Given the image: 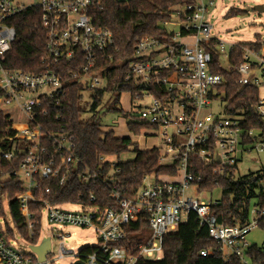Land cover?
I'll return each instance as SVG.
<instances>
[{"label": "built area", "instance_id": "1", "mask_svg": "<svg viewBox=\"0 0 264 264\" xmlns=\"http://www.w3.org/2000/svg\"><path fill=\"white\" fill-rule=\"evenodd\" d=\"M101 1L32 0L24 4L18 0H0V106H4L7 115L13 118L10 120L16 131L15 138L25 140L24 148L18 152L14 149L1 152L0 157L5 160L20 157L13 175L22 182L25 190L14 200L22 209L28 234H33L34 226L30 205L38 204L40 222L45 221L51 232V226L71 225L91 229L97 236L98 244L91 252L85 254L79 250L74 253L60 244L57 258L70 256L74 259L73 264H135L141 258L160 260L164 237L176 231L180 222L192 212L207 226L208 235L216 245L214 250L223 260L234 256L242 264H253L246 256L250 246L246 235L258 227V221L264 217V207H252L249 219L243 224L226 226L212 214L219 199L206 203L189 193L190 189H194L193 193L198 191L197 185L202 179L190 167V157L211 167L212 174L221 177L233 170L242 153L253 148L259 152L264 150V130L245 128L242 109L234 107L233 113L230 112L228 103L231 99H226L223 117L213 110L220 99L218 87L224 82L221 75L213 72L212 57L216 55L224 70L236 72L241 88L258 90L250 108L264 122V97L259 94V90L264 89V43L259 48H244L239 64L232 67L229 53L235 44L226 50L225 44L211 35L213 27L206 19L208 7L215 0H195L179 7L171 21L158 24L167 33L165 38L147 37L137 41L121 82L123 86H132L136 98L150 100L148 105L140 108L137 118L148 126L145 131L151 130L146 136L157 139L152 148L158 149L159 162L165 164L166 159L169 164L177 162L176 174L146 175L142 185L129 197L123 196L113 185L110 198L116 203L115 207L101 208L90 204L94 201V196L90 195L89 204H80L89 209L67 211L62 209L63 204H51L42 196L48 189L43 192L38 189L40 180L56 179L62 185L69 167H77L80 163L74 153L71 134L43 129L39 122L40 117L47 115L49 105L58 103L63 92V75L54 67L71 63L78 72L69 70V79L79 82L84 89L93 90L103 88L105 73L117 66L111 55L106 54L113 44L111 32L94 26L88 15L89 8ZM30 6L40 10L45 34V52L41 57L44 70L38 73L10 69L4 62L16 37L10 20ZM106 59L110 63L105 64ZM100 81L103 82L101 86ZM79 178L90 182L96 180L97 175L84 168ZM3 198L7 201L0 195V264L53 262L51 251L43 262H39L31 251H22L31 243L14 225L22 240L19 241L14 228L8 225ZM140 219L150 230L148 240L142 242L143 232L140 231L134 233L137 234L135 239L127 241L128 226ZM43 237L51 239L44 231ZM43 237L40 231L36 244ZM212 252L205 249L200 255H211Z\"/></svg>", "mask_w": 264, "mask_h": 264}, {"label": "trees", "instance_id": "2", "mask_svg": "<svg viewBox=\"0 0 264 264\" xmlns=\"http://www.w3.org/2000/svg\"><path fill=\"white\" fill-rule=\"evenodd\" d=\"M195 0H102L89 8L88 15L91 23L96 27L109 30L112 34L113 44L106 54L111 55L113 63L117 66L110 68L106 73V84L103 88L93 89L92 109L101 101L104 93H112V106L109 111H115L114 104L119 100L122 91H133L131 85L123 86L121 82L126 75V68L131 58L137 41L147 38H165L167 33L158 24L171 21L175 17L176 9L185 4L194 3ZM231 9L228 14L233 13ZM10 23L16 30V37L5 55V66L10 69H19L25 72L38 73L44 70L41 57L44 55L45 34L40 22V10L36 6H30L11 18ZM261 42L235 44L229 53V61L232 67L239 64L241 54L246 47L259 48ZM110 63V60H104ZM213 72L221 75L224 82L218 87L219 92L224 93L225 99H231L228 103L230 112L234 107L242 109L244 120L242 125L250 129L262 128L264 122L253 113L250 105L258 90L252 87L241 88L238 85V75L231 69L224 70L216 55L212 57ZM62 73L65 84L63 92L59 96L57 104H50L46 116L40 117L39 122L43 129L69 132L74 143L75 156L80 160L79 166L69 167L65 182L60 185L56 179H42L39 187L44 199L51 204L78 203L89 204L88 198L94 196L90 204L98 207H115L116 203L110 198V192L115 185L116 190L123 196L129 197L142 185V179L155 173L162 176L176 174V164H161L159 162L158 149H138L137 143L131 137H117L112 130H104L97 120H82L80 107L84 86L77 81L69 79V70H78L71 63H63L54 67ZM78 72V71H77ZM127 130L133 135H140L148 129L146 124L129 121ZM16 131L12 128V122L7 114L0 111V153L24 148L25 140L15 138ZM133 151L134 157L127 161L113 162L112 157ZM20 155V153H19ZM20 158V157H19ZM19 158L5 160L0 157V195H4L8 201L9 213L12 222L19 232L31 244H36L41 231L40 205H30L34 213L32 221L33 234L29 235L22 209L15 202L17 194L25 189L21 181L13 175L18 168ZM109 159V160H108ZM189 165L196 174L202 176L197 185L198 191L221 188L219 204L212 208V214L217 221L232 226L243 224L249 219V211L252 207H264V189L254 197L252 188L255 180L248 176L233 179V170L225 176L212 174L211 167L204 166L196 158H189ZM84 168L95 172L96 180L83 182L79 175ZM37 195V192L34 191ZM40 195V194H39ZM254 200V202H253ZM127 241L135 239L136 232L146 230V222L142 219L130 224ZM258 227L264 230V217L258 221ZM123 245V242L120 245ZM126 244V243H124ZM215 243L208 235V228L199 222L198 217L190 212L180 222L177 230L167 234L163 241V254L160 260H148L141 258L135 264H242L237 257L231 256L223 260L215 252ZM93 247H85L80 251L89 253ZM209 249L211 255L201 256L200 251ZM250 263L264 264V245H250L246 251Z\"/></svg>", "mask_w": 264, "mask_h": 264}, {"label": "rangeland", "instance_id": "3", "mask_svg": "<svg viewBox=\"0 0 264 264\" xmlns=\"http://www.w3.org/2000/svg\"><path fill=\"white\" fill-rule=\"evenodd\" d=\"M21 3L29 4L32 0H18ZM256 6L264 7V0H215V2L208 7L206 13V19L212 25L213 29L211 35L222 43L225 44L226 50L229 45L239 43H264V9L256 10ZM233 10V13L228 12ZM224 66L227 64L224 62ZM100 81L99 86L102 85ZM98 88V87H96ZM92 93L91 89H84L82 91V100L80 107L83 110L81 113L82 120H97L104 130H112L117 137H126L131 135L134 141H137L138 149H152L153 146L158 142L154 136H146L150 134L151 130L142 132L140 135H133L129 133L126 127V123L129 121H138V115L140 108L148 105L150 100L146 97L138 99L133 96V91H122L119 100L114 104L115 111H109L113 99L112 93H104L100 103L92 109ZM260 96L264 97V89L259 90ZM218 104L213 107L214 113H219L221 117L224 116L222 112L223 107L226 105V99H224V93H220V99ZM0 111H5L4 106H0ZM10 119L13 121L11 115ZM134 157L133 151H128L118 158L112 157L110 160L113 162L127 161ZM109 160V159H108ZM165 164H169L168 159L163 161ZM233 179L248 176L255 180V186L252 188L254 197H256L262 189H264V150L261 152L253 148L249 152H244L238 159L235 167L233 168ZM190 189L189 193L194 195L197 199H200L206 203L213 202L214 200L220 199L221 188L214 187L212 190L207 191H196ZM3 211L5 220L8 225L14 228L9 209L7 207V201L5 198L2 199ZM254 202V200H253ZM62 209L67 211H84L86 208L77 203L63 204ZM250 217V216H249ZM53 231H50V226L42 221L41 224V237H43V231L51 236V258H54L53 262L46 264H73L74 259L70 256L57 258L58 248L60 244H63L66 249H71L74 253L78 252L85 247H93L98 244L97 236L91 229H83L76 226L66 225L58 227L56 225L51 226ZM14 233L19 241L21 240L20 235L14 228ZM62 235L63 238L59 239L57 235ZM150 236V230L146 229L141 234L142 242L145 243ZM41 241V240H40ZM39 241V243H40ZM246 242L249 245L261 246L264 245V230L260 227L252 229L246 235ZM38 243V244H39ZM24 245H26L24 243ZM24 253H30L28 247H23Z\"/></svg>", "mask_w": 264, "mask_h": 264}, {"label": "water", "instance_id": "4", "mask_svg": "<svg viewBox=\"0 0 264 264\" xmlns=\"http://www.w3.org/2000/svg\"><path fill=\"white\" fill-rule=\"evenodd\" d=\"M254 9L261 10L264 9V7L256 6ZM27 247L36 256L39 262H43L47 254L51 251L50 239L49 237H43L39 244L36 245L29 244L27 245ZM77 264H82V263L77 262Z\"/></svg>", "mask_w": 264, "mask_h": 264}, {"label": "crops", "instance_id": "5", "mask_svg": "<svg viewBox=\"0 0 264 264\" xmlns=\"http://www.w3.org/2000/svg\"><path fill=\"white\" fill-rule=\"evenodd\" d=\"M130 137H131V135H130ZM132 138V137H131ZM132 140H133V138H132ZM134 141V140H133ZM136 143H137V141H135ZM142 150H147V149H142ZM165 177V176H164Z\"/></svg>", "mask_w": 264, "mask_h": 264}]
</instances>
